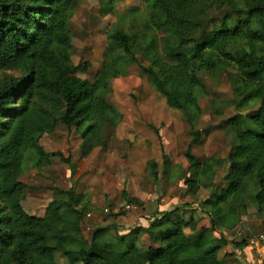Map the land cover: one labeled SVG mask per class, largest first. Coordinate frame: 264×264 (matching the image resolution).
<instances>
[{"label":"trees","instance_id":"trees-1","mask_svg":"<svg viewBox=\"0 0 264 264\" xmlns=\"http://www.w3.org/2000/svg\"><path fill=\"white\" fill-rule=\"evenodd\" d=\"M139 1L146 23L110 29L114 54L90 81L78 76L80 68L71 63L76 0H0V264H224L218 256L222 245L249 246L246 240L230 241L217 227L233 230L249 208L264 214V0ZM149 30L169 36L164 53L153 51ZM139 58L147 59L146 67ZM120 64L142 67L151 88L169 108L181 111L190 134L183 178L188 197L197 200L203 189L210 191V182L228 159L223 184L199 203L208 228L198 227L202 218L187 217L188 205L180 203L173 211L157 213L148 227L118 231L115 243H105L102 235L109 225L84 236L86 208L75 187L61 191L68 200H52L43 216H32L23 207L29 186L16 173L30 150L38 156L31 169H42L56 158L70 164L71 155L88 152L84 139L106 147V127L120 120L107 97L111 82L122 76ZM201 71L214 80L221 74L239 77L228 102L237 113L227 120L237 143L212 162L193 154L207 139L198 129L200 96L208 94ZM214 114L221 117L223 111L215 109ZM60 127L80 134L85 149L47 150L42 137ZM150 128L158 132L154 125ZM168 157L163 154L164 174ZM156 168L150 162L145 170L156 177ZM130 202L139 203L137 198ZM146 234L152 242L144 247ZM232 262L242 264L238 258Z\"/></svg>","mask_w":264,"mask_h":264},{"label":"rangeland","instance_id":"rangeland-1","mask_svg":"<svg viewBox=\"0 0 264 264\" xmlns=\"http://www.w3.org/2000/svg\"><path fill=\"white\" fill-rule=\"evenodd\" d=\"M83 1L84 0H78L76 3L84 6L87 2ZM101 2V8L97 12H93L98 17L97 24L93 22V25L90 26V24L85 22V14L90 12L87 8L82 9L79 12L81 15L79 18L75 15L70 21L73 32L72 36L75 40V48L72 50V54L76 51V48L78 51H82L81 54L72 57L71 63L80 68V70L77 71L78 76L84 79H89L90 81H92L91 77H93L102 66L100 65L99 67V64L95 62V55L91 54L89 51L92 50L97 56L100 52H95L91 40H89V43L84 41V38L90 36L89 33L81 35L82 38H77V28L82 26L83 28H87L89 32L91 29H94L93 32H102V28H104L105 31L109 32L111 28L116 26V14H120L119 16L117 15L118 25L124 28L131 29L134 26L138 27L136 21H139L142 24L146 23L144 13L142 12L144 6L141 10L140 7H142V5L139 0H101ZM147 33L148 40L153 39L154 41L153 51L156 54L164 53L169 41V36H161L159 34L158 36H154L155 32H151L150 30ZM106 41L107 42H104V45L102 44L103 41L102 43L98 41V43L105 47L112 43V39L109 37ZM120 55V60L126 61L127 56L124 54ZM85 63H88L86 67ZM194 65L197 67L199 64L195 62ZM123 66L124 64H120V68ZM200 78L207 89L208 94H202L200 96V105L203 114L199 121L198 129H200L203 132V135L207 137L208 143L205 147L195 149L193 154L202 159L211 157L210 161L212 162L213 160L217 161L220 160V158L225 157L229 149L237 143V138L232 134L227 120L229 117L237 113L235 108L228 105V102L234 96L235 88L239 84V77L237 74H221L217 80H214L208 73L201 71ZM107 97L117 108L118 105L122 107L125 106L124 111L121 110L124 114L122 121L123 124L119 129L108 135V146L106 149L99 147L96 148V146L89 145L87 149L93 151L87 155L85 153L84 160L83 156H81L79 162L82 167L79 168L84 169L85 172L79 175L91 174L93 168L98 162L110 164L112 169L116 170L117 173L120 171L125 172L123 173L125 176L124 178L120 175L115 176L117 173H114V180L111 183V187L122 196L124 190L129 193L130 191H137L139 189L142 178L147 176V172L144 173V167L148 165V162L146 163V161H155L158 166H162V156L163 154H167L168 156L179 155L180 163H182L184 161V152L187 150L190 140V134L181 111L169 108L166 104L165 98L159 94H155L147 81V75L142 70V67H135L132 65L124 66L122 76L112 81ZM134 97H136V100H134ZM215 109L222 110L223 115L221 117L216 116L214 114ZM246 124L248 126L249 124L252 125L248 120H246ZM153 125L158 132H155L150 128V126ZM132 126H135V128H132ZM74 139L81 140L82 137L80 134H77ZM84 141L86 145L89 144L88 140L84 139ZM214 156L219 157L215 159ZM37 160L38 156L36 152L30 150L26 154L22 171L17 172L16 177L27 183L29 186L28 196L22 201L25 210L32 216H43L46 208L52 200L63 201L68 199L67 196L59 194L56 189L68 188L69 185L64 174L62 175L60 182L58 179L54 180L57 183L52 181V166H50L49 169H31ZM130 163L138 164V170L130 169ZM228 167V159H223L222 165L218 168L219 175L211 183V186L219 180H222ZM43 170L47 172V174H44V179L39 175ZM149 171L151 172L150 169ZM27 174L31 176L28 181L25 180ZM103 174L104 176H107V173ZM207 179L208 178L206 177L205 180ZM41 181H46V184L50 185L51 194L48 191V187L41 185ZM122 183L123 186H121ZM11 187V184H7V191H10ZM178 191L179 190L177 189L176 192ZM214 191L215 189L213 192ZM207 194L208 191L203 189L200 192L199 197L206 196ZM191 199L194 200L193 198ZM148 200L149 198H147L146 202ZM252 214L255 213L250 212L241 216L240 219H253ZM89 221L91 222V220ZM146 222L147 221L145 220V223ZM104 224L108 223L104 222ZM85 225L86 224L83 226V233L85 236L89 235L90 237L97 226L95 227L92 223L87 224V231ZM112 242L115 243V240ZM218 256L222 258L221 252ZM229 259L230 258L227 259L228 263ZM252 260H254V258H252Z\"/></svg>","mask_w":264,"mask_h":264},{"label":"crops","instance_id":"crops-1","mask_svg":"<svg viewBox=\"0 0 264 264\" xmlns=\"http://www.w3.org/2000/svg\"><path fill=\"white\" fill-rule=\"evenodd\" d=\"M76 2H78V0H76ZM83 2H87V3L84 6L78 5L77 3L75 4L74 16L76 15L79 18L81 16L79 12L82 9L87 8L88 10H90V12H87L85 14V18H84L85 22L90 24V26L93 25V22L97 24L98 17L93 12H97L101 8V4H102L101 0H84ZM141 5L142 7H140V9L142 10L143 4L141 3ZM117 15L118 14L115 15L116 25H118L117 17L120 14L118 16ZM93 30L94 29H91V31L89 32L87 28H83L81 26L77 28L76 35L77 38H82L81 35H84L85 33L90 34L88 38H84L85 39L84 41L86 43H89V40H91L92 44L94 45L95 52L96 53L100 52V54L97 56L94 52H92V50L89 51L91 52V54L95 55V62L99 64L100 67V65L102 66L103 64H106L111 61L112 54H114L116 44L112 40V43L109 46L108 45L106 47L101 46L98 43V41H100L101 43L103 41L102 44L104 45V42L105 43L107 42L106 39H108L109 32L105 31L104 28H102V32H93ZM154 36H158V34L155 32ZM81 53L82 51H78L76 49V51H74V53L72 54L71 59L75 55ZM138 60L142 66L144 67L147 66L146 64L147 61H144L143 58H139ZM155 94L158 93L155 92ZM134 100H136V97H134ZM124 107L125 106L122 107L118 105V110L120 112V120L117 121L119 122L118 125L115 127H106L104 131V139L106 140V147L103 148L100 146H96V148L97 147L102 149L107 148L108 135L111 134L113 131L119 129L120 126L123 124L122 121L124 118V114H123ZM121 110L123 111L121 112ZM132 128H135V126H132ZM75 137L76 135L73 133V130L60 127L55 131L46 133L42 137L41 142L43 146L49 151L62 150L61 152L63 153L64 152L74 153V149L78 148L79 145L83 149H85L84 147H86L85 145H83V140H76L74 139ZM68 142H72V143L70 144ZM73 143L75 144V147H73ZM207 143L208 142L206 139V143L203 145V147H205ZM88 145H91L90 142ZM92 151L90 150H88V152L82 151L80 154L77 155V158H74V156L71 155L70 164H65L60 159L56 158L53 161V164L51 165L52 166L51 176H52V181L54 183H57L54 181L56 179H58V181L60 182L63 174L65 179L67 180V183L69 185L68 188H58V189L55 188L56 190H58L59 194L63 190L66 189L68 190L72 187H75L76 190L75 195L83 199L80 205L86 208L84 224H86L85 226L87 228V231H88L87 224L90 223L95 225V227L96 226L99 227L101 225L110 226V229L102 235L103 242L114 243L112 242L113 240H115L116 242L118 231L121 234H125L130 228L135 226L148 227L150 221H152L155 218L154 216L157 213H161L165 211L168 212L173 211L177 207H180V203H185L186 205H188L187 207L189 210L186 213L187 217L202 218L198 227L202 229V228H208L210 226L209 220L199 212V203L201 200L204 199V197L206 196L209 197V195L214 194L216 192L217 187L223 184V179L213 184L212 189L210 191L207 190L208 194L206 196H201V197L198 196L197 200L195 199L192 200L190 197H188L185 194V189L183 185L184 174L186 176L187 174L186 170L189 167L185 157H184V161L180 163L179 155L169 156L168 159L170 161V164L169 167L167 168L166 174L163 173V165L162 166L157 165L156 171L158 175L156 177L150 176L148 172L145 170L147 167L146 165L144 167V173L147 172V176H144L142 178V182L140 183L139 189L137 191H130L129 193L128 191L124 190L127 195L125 196L123 191L122 196H120V193H118L111 187V183L114 180V173H117V171L112 169L110 164H106L104 162H98L96 166L93 168V172L91 174L79 175L85 172L84 169L79 168L82 167V165L79 162L81 156H83V160H84L85 153L87 155ZM214 157L216 159L217 156ZM210 159L211 157L204 159L200 158L201 161H205V160L210 161ZM147 162L150 163L155 161H146V163ZM129 167L130 169H134L136 171L139 168L138 164H133V163H130ZM42 169H49V167ZM103 173L105 174L107 173V176H104ZM123 173L125 172L120 171L117 174H115V176L120 175L122 178H124L125 176ZM44 174H47V172L44 170L41 171V173H39V175L42 176L43 179H44ZM218 175L219 174L217 172L215 174L214 180L218 177ZM30 178L31 176L27 174L25 180L28 181V179ZM168 182L172 183L169 188H168ZM212 182H210V185ZM40 183L42 186L48 187L49 188L48 191L51 194L50 185H47L46 181H41ZM121 186H123V183ZM177 189L179 190L178 192H176ZM214 189L215 191L213 192ZM77 196H75L74 198H76ZM130 198H137L139 203L134 204L130 202ZM147 198H149V200L146 202ZM67 200H63V201H67ZM250 212L255 213L252 214L253 219H246V218L241 219L238 225L233 230H228L225 228H221L219 226L217 228L220 231H222L230 241H242V240H246L247 237L252 235L264 234V214L256 213V211L252 208H249V212H247V214ZM215 218H217V216ZM89 220H91V222ZM145 220L147 221L146 223ZM104 222H107L108 224H104ZM201 229H198L197 231L191 233L193 234L199 232ZM85 237L88 238L89 235ZM151 242H152V235L146 234L144 236V241H143L144 246L147 247ZM243 247L236 248L230 243L222 245L220 252L222 254L224 264H238L232 262V260L235 258H238L242 262V264H249V262L252 261V258L254 257V248L246 245ZM228 258H230L229 263L227 262Z\"/></svg>","mask_w":264,"mask_h":264},{"label":"built area","instance_id":"built-area-1","mask_svg":"<svg viewBox=\"0 0 264 264\" xmlns=\"http://www.w3.org/2000/svg\"><path fill=\"white\" fill-rule=\"evenodd\" d=\"M247 244L254 248V260L249 264H264V234L248 237Z\"/></svg>","mask_w":264,"mask_h":264}]
</instances>
